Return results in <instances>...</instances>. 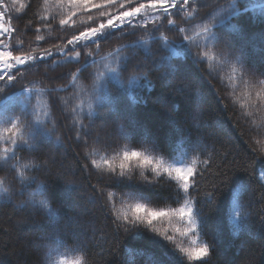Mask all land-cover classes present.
<instances>
[{
  "label": "snow or ice",
  "instance_id": "obj_1",
  "mask_svg": "<svg viewBox=\"0 0 264 264\" xmlns=\"http://www.w3.org/2000/svg\"><path fill=\"white\" fill-rule=\"evenodd\" d=\"M71 9L66 17L58 20V26L74 29L70 38L62 39L61 43L51 44L49 47L31 48L25 50V40L16 39L20 33L13 18H21L33 12V18H29L26 30L32 31L35 41L47 42L45 36L38 35L41 31L51 28V20L55 17L40 16L34 11L33 0H11V4L0 0V123L6 126L0 129V196L9 199L26 196L35 184L37 177L32 173L47 172L50 178V188L56 180L67 179L68 183L75 184L74 177L82 176L88 181L87 187L83 184L77 189V196L71 205L73 210H79L78 214L92 212L93 209L84 206L81 202L85 196L79 195L81 189L86 193L90 205L98 206L99 214L107 221L117 240L127 239L129 235L142 236L148 229L163 237V241L157 238H147V242L161 253V258L150 257L145 264H208L209 242H201V234L217 242V231L210 224L213 217L210 213L217 211L221 204V197L232 184L233 176L237 172L247 173L250 177L248 192L251 193L252 183L264 181V170H261L259 180L256 176V161L264 159V156L256 153H245L231 136L221 142L226 146L221 154L217 149V142L209 144L208 158L200 161L201 168H197L199 156H194L191 162H186L190 153L200 152V144L191 143V134L178 125L174 119L166 124H160L154 116L139 117L132 110V105L137 100L131 89L140 87L139 81L158 77L160 67V54L170 49L173 56H180L176 50L178 46L194 45V55L198 64L216 60L217 55L226 59L233 71L239 72L241 77L248 75L251 82L264 85V30L258 37L249 36L243 28L232 26L229 31H222L217 23L225 25L230 22L233 15L243 17L248 11L246 5L239 0H233V6L238 12H229L224 19L216 21L210 12H200V8L208 5H197L195 0H66ZM116 7L113 13L110 8ZM100 11V18L86 27L77 28L75 20L78 12ZM89 19H92L89 16ZM181 19L182 23H177ZM264 23V20L261 21ZM151 28L149 38H139L127 44L116 46L107 56L97 60L102 52V44H110L113 39H124L136 36L137 30L147 31ZM170 26L168 31L176 33L175 39H170L162 29ZM127 29V31H126ZM149 41L152 42L154 51L150 55L141 58L139 50L144 49ZM214 47L216 51H211ZM83 50V52L81 51ZM250 50L262 53L259 57V67L253 60ZM81 60L83 62L81 63ZM75 62L78 67L75 71L49 73L48 68L64 67ZM29 69H35L39 81H28L24 73ZM91 69V71H90ZM169 75L177 82V91L180 93L189 90L194 80L189 73L190 65H167ZM151 74V76L149 75ZM91 80L92 86L88 89L87 101L73 93L77 101L74 105L70 101L61 100L57 93H67L76 87L79 78ZM68 80L67 84L56 81ZM120 85L116 88L113 84ZM39 83L40 86H36ZM20 85L17 88V85ZM121 89H124L122 92ZM42 96L52 100L53 105L63 104L61 109L63 119H48L49 112L43 111ZM224 108L223 97H217ZM190 103V97L186 98ZM131 100V104L129 103ZM150 97L144 99L147 104ZM22 107L17 111L13 105ZM71 113V115H67ZM96 115V120L90 118ZM199 112L193 116L198 123ZM228 119H231L229 117ZM88 120V123H85ZM126 121L131 129V143L136 147L126 148L119 153V163L115 164L116 157H103L100 160L92 159L93 152H76L77 160L81 157L88 162L79 165L78 172L55 171L61 165L60 158L48 150L50 142L57 131L67 129L65 136L74 141L75 147L88 148L97 124L101 131L114 126L119 121ZM151 123V127H149ZM51 125V127L49 126ZM177 137H182L177 142ZM57 139H59L57 137ZM47 141V142H46ZM97 143H102L105 148H112L116 140L111 135L96 137ZM142 148L143 150H137ZM29 153L34 161L25 164L21 153ZM164 154L172 158V162L165 159ZM222 163L216 166L213 173V163L217 157ZM93 168L98 170L95 173ZM139 169L143 183L134 180L135 170ZM206 174L213 176L210 184L205 186ZM153 179H149V176ZM95 179L96 183H92ZM167 197L152 196L144 192H135L129 189L130 185H140L145 188L158 190L165 183L172 185ZM7 185V186H5ZM119 186L124 196L119 199L120 207H117L115 193L110 188ZM264 186V185H262ZM39 189L32 192L31 199L23 200L21 211L30 208L42 207L51 211L46 199L37 200ZM239 198V199H238ZM173 200L174 203H183L178 208L153 207L161 200ZM240 196L239 189L231 201L230 216L233 225L239 231L246 217L252 214V200ZM122 209H126L123 210ZM178 218L183 227L175 228L183 240L188 241V246H181L177 237L170 234L167 229L157 227L158 223L165 220L171 222ZM69 225L74 218L68 217ZM264 223V221H262ZM143 226V227H141ZM93 235L95 231L93 230ZM89 233L80 229L73 230L65 237H47L60 258L51 264H90V250L85 239ZM164 241L173 245L170 253ZM49 245H44L47 248ZM61 247L79 249L84 253L80 259L69 262ZM131 251V249L129 250ZM51 253H49V256ZM128 264H134L128 261Z\"/></svg>",
  "mask_w": 264,
  "mask_h": 264
},
{
  "label": "trees",
  "instance_id": "obj_2",
  "mask_svg": "<svg viewBox=\"0 0 264 264\" xmlns=\"http://www.w3.org/2000/svg\"><path fill=\"white\" fill-rule=\"evenodd\" d=\"M9 5L11 0H5ZM99 2V0H97ZM246 5L248 11L243 17L240 15H233L229 23L217 27L222 31H229L232 26L243 28L249 36H257L264 30V0H239ZM197 5H208L207 8H200V12H210L218 22L228 16L229 12H238L239 10L233 6V0H195ZM263 5V6H262ZM261 6V7H260ZM34 11L38 12L40 16L55 17L51 20V28L47 31H41L38 35H43L47 42L35 41V36L32 31L26 30L29 18H33V12H29L27 16L21 15V18H13V25L20 29V33L16 39L25 40V50L39 47H49L54 43H61L62 39L70 38L74 29L69 28L65 31L64 27L58 26V20L66 17L71 9V5L67 4L66 0H33ZM116 7L109 9L115 12ZM89 16L92 19H89ZM100 18L99 10H92L91 12H78L75 20L77 28H83L92 24L93 21ZM177 23H182L181 19H177ZM170 26L166 25L162 31L169 36L170 39L176 38L174 31H168ZM152 26L149 25L147 31L137 30L136 36L126 37L124 39H113L110 44H102V52L97 56V60L107 56L116 46L127 44L133 40L143 38L148 39L151 35ZM181 53L180 56H173L170 49L164 50L159 57L160 67L158 69V77L151 79V82L141 79L139 81L140 87L131 89L133 96L137 103L132 105V110L139 117L154 116L158 119L160 124H166L170 119H174L179 126L184 128L187 133L191 134V143L200 144V152L190 153L186 158V162H191L194 156H199L197 160V168H201L200 161L208 158L209 144L217 142V149L222 154L226 146H222L223 141L227 140L229 136L233 138L245 153H256L264 156V85L256 82H251L247 74L241 77L239 72L233 71L230 63L217 55L216 60L211 62L205 61L198 64L194 55L190 52L195 51L194 45H188L176 48ZM83 52V50H81ZM154 51L152 42L139 50V55L144 58ZM211 51H216L214 47ZM251 57L257 62L259 67V57L250 52ZM83 60H81V63ZM181 64L190 65L189 73L194 80L199 83L192 84L191 88L186 92L180 93L177 91L178 84L169 75L167 65ZM75 62H72L64 67L53 68L49 67L50 74L55 75L57 72L75 71L78 67ZM91 71V69H90ZM26 79L22 83L28 81H39V76L35 69H29L24 73ZM151 76V74H149ZM264 79V77H260ZM69 81H56L59 86L61 83L67 84ZM116 88L120 85L115 84ZM2 86V82H0ZM36 86H40L39 83ZM92 86L91 80H85L82 77L78 79L76 87L69 92L57 93L56 96L61 100L70 101L74 105L77 101L73 98V93L81 99L87 101L88 89ZM20 85H17L19 88ZM123 92L124 89H121ZM223 97V104L227 105L224 108L221 101L217 97ZM146 97H150L149 103L145 104L143 101ZM190 97V103L186 99ZM3 97L0 96V99ZM44 107L43 111L49 112L48 119L57 120L63 119L61 109L65 106L63 104L53 105L49 97L42 96ZM131 104V100H129ZM19 111L22 107L19 104L13 105ZM199 112L198 123L193 120V116ZM71 115V113H67ZM231 117V119H228ZM96 120V115L93 114L90 118ZM88 123V120H85ZM6 125L0 123V129ZM51 127V125H49ZM151 127V123H149ZM67 129L61 128L55 133L52 140L48 143V150L58 155L62 166H58L55 171L58 172H78L79 165L88 161L76 159L75 153H84L85 151L93 152L92 159L100 160L103 157H116L115 164L119 163V153L126 148L136 147L131 143L132 135L131 129L126 121H119L114 126L101 131L99 124L93 134V140L90 141L88 148H76L75 143L65 136ZM120 132L123 136H119ZM119 133V135H118ZM106 134L115 138L116 143L112 148H105L102 143L95 141L96 137H103ZM57 137L59 139H57ZM182 137H177V142ZM137 150H143L137 148ZM165 159L172 162V158L164 154ZM22 161L25 164H31L34 161L33 157L25 152L21 153ZM222 163L218 156L213 163L212 172L216 171V166ZM264 170V159L256 161V176L254 180H259L260 172ZM96 169L93 168L95 173ZM0 175H3L0 173ZM37 177L35 184L32 185L29 193L20 198L9 199L7 196H0V264H51L52 261L60 258L57 251L49 244V241L41 239L43 234L32 233L30 236H25L23 232L18 229L21 223L36 224L42 226L43 232L50 237H65L70 235L73 230L79 231L84 229L89 233V237L85 239L90 250V264H128V261H133L134 264H145L150 258H161V253L158 249L153 248L147 242V238H157L163 241V237L158 233L146 230L142 236L129 235L127 239L117 240L112 229L108 227L107 221L99 214L98 206H93L88 203L86 193L81 189L79 195L85 196L81 202L84 206L93 209L92 212L85 214H78L79 210H73L71 205L75 198L67 200L66 196L72 192L77 196V189L83 184L87 187L88 181L82 176L74 177L77 183H68L67 179L56 180L55 185L50 188V178L47 172L32 173ZM153 179V176H149ZM213 176L206 174L205 186L211 183ZM134 180L137 183H143L142 177L139 174V169L135 170ZM250 177L247 173L237 172L232 179V184L229 189L225 191L221 197V204L217 211L210 213L208 208L205 212L209 213L213 220L210 224L212 229L217 231V242H213L208 236L201 234V242H209L210 248L215 251L209 253L208 264H264V181L259 183H252L251 193L248 192ZM92 183H96L93 179ZM175 182L172 185H165L158 190L145 188L140 185H130L129 189L135 192H144L152 196L167 197L170 194V189L174 188ZM7 186V185H5ZM39 189V194L36 199H46L48 201V209L42 207L30 208L28 211H21L22 201L31 199L32 192ZM240 191V196L252 200V214L245 218L241 229L237 231L232 223L230 216L231 201L236 195L237 190ZM109 191L115 193L117 199V207H120L119 199L124 196V192L119 186L112 187ZM239 199V198H238ZM183 201L174 203L173 200L162 199L160 203L153 204V207H168L178 208ZM19 208V212L16 211ZM126 210V209H122ZM74 218V223L69 225L68 217ZM52 224V225H51ZM157 227L167 229L170 234L177 237L181 246H188V241L183 240L179 233L174 231L175 228L183 227L178 218H173L171 222L165 220L156 225ZM143 227V226H141ZM22 230V229H21ZM93 230L95 234L93 235ZM23 231V230H22ZM43 243L49 246L40 251L32 249V243ZM168 251H173V245L164 241ZM131 249V251H129ZM60 252L65 253V257L69 262L80 259L84 253L79 249L73 250L71 247H61ZM49 253L51 255L49 256Z\"/></svg>",
  "mask_w": 264,
  "mask_h": 264
},
{
  "label": "rangeland",
  "instance_id": "obj_3",
  "mask_svg": "<svg viewBox=\"0 0 264 264\" xmlns=\"http://www.w3.org/2000/svg\"><path fill=\"white\" fill-rule=\"evenodd\" d=\"M126 31H127V29H126ZM250 52H252V55L254 54L256 56V58L257 57H260L262 55V53H260L258 51H254V50H250ZM118 135H119V133H118ZM119 136H123V134L120 132V135ZM122 138H124V136ZM75 197H76V195L73 192L70 195L68 194V196H66L67 200H69L71 198H75ZM16 211L19 212V208H16ZM17 227H18V229L21 232L24 233L25 236H30V235H32V233H36V234L41 233V234H43V236L50 237V236L47 235V233H44L43 232L42 226H40V225H36V224H30V225H28V224H26V223L23 222V223L19 224ZM46 240L47 239H45V241ZM44 245H45L44 242L43 243H36V242L34 243L33 242L32 243V249L34 251H40V253H41L42 249H45Z\"/></svg>",
  "mask_w": 264,
  "mask_h": 264
}]
</instances>
